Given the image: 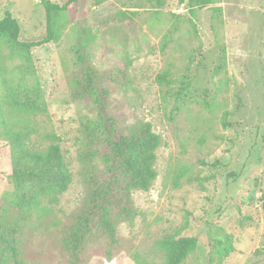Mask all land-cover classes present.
<instances>
[{"label": "rangeland", "instance_id": "rangeland-1", "mask_svg": "<svg viewBox=\"0 0 264 264\" xmlns=\"http://www.w3.org/2000/svg\"><path fill=\"white\" fill-rule=\"evenodd\" d=\"M188 1L71 5L57 17L56 39L30 50L47 109L34 116L17 114L5 102L6 85L21 83L25 73L22 58L0 42V120L28 130L32 148H44L50 134L58 136L72 174L58 202L25 223L23 264H64L56 223L83 197L78 119L95 110L71 98L79 36L88 38L85 52L103 76L129 64L127 86L120 78L107 80L109 108L127 124L150 123L160 139L156 178L147 190L133 191L136 214L117 225L123 251L111 260L94 255L88 264H135L133 254L163 264L157 241L165 235L197 238L182 264H264V0H211L194 8ZM5 11L19 21L22 40L45 34L42 0H0V18ZM165 68L191 79L184 101L163 97L155 78ZM26 80L31 84L30 75ZM10 173L0 124V199H11ZM226 235L227 252L219 241Z\"/></svg>", "mask_w": 264, "mask_h": 264}, {"label": "trees", "instance_id": "trees-1", "mask_svg": "<svg viewBox=\"0 0 264 264\" xmlns=\"http://www.w3.org/2000/svg\"><path fill=\"white\" fill-rule=\"evenodd\" d=\"M78 1L67 0L60 5L42 0L46 30L35 40L21 39V25L9 11L0 18V42L11 56L19 55L23 60L25 78L19 84H7L4 98L17 114L34 116L46 112L39 83L32 73L30 50L56 39L57 17ZM209 3L211 0L188 1L191 8ZM87 42L86 36H79L73 46L77 71L71 78V98L90 103L95 114L78 119L79 148L76 150L82 200L64 221L56 223L64 264H88L94 255L111 260L123 251L117 225L133 219L136 214L133 191L147 190L157 175L154 151L160 139L151 124L142 121L127 124L109 108L107 80L116 83L120 78L125 86L129 64H124L116 74L103 76L85 52ZM29 75L31 84L26 80ZM155 80L163 86L166 99L180 102L189 95L191 79L186 74H173L165 68ZM175 82H179L177 87L171 85ZM0 124L9 148L12 184L11 199H0V264H23L25 223L37 210L58 202L60 194L70 185L72 174L58 136L50 134L44 148H32L28 145V130L15 129L2 119ZM219 241L226 252L231 249L227 235ZM196 243L195 236L165 235L157 241V246L163 252V264H182L195 250ZM132 258L135 264H155L138 254Z\"/></svg>", "mask_w": 264, "mask_h": 264}]
</instances>
